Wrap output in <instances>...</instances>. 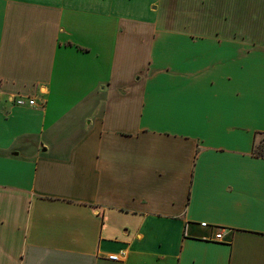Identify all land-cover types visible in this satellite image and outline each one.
I'll list each match as a JSON object with an SVG mask.
<instances>
[{
    "label": "crops",
    "instance_id": "obj_1",
    "mask_svg": "<svg viewBox=\"0 0 264 264\" xmlns=\"http://www.w3.org/2000/svg\"><path fill=\"white\" fill-rule=\"evenodd\" d=\"M262 137L264 0H0V264H264Z\"/></svg>",
    "mask_w": 264,
    "mask_h": 264
},
{
    "label": "built area",
    "instance_id": "obj_2",
    "mask_svg": "<svg viewBox=\"0 0 264 264\" xmlns=\"http://www.w3.org/2000/svg\"><path fill=\"white\" fill-rule=\"evenodd\" d=\"M8 101L14 105V106H18V107H35V106H39V104L36 102V100L34 98L31 97H25V96H20V95H11L8 97ZM200 227L204 228L206 227V224L204 222L199 224ZM223 238V231L222 230H218L214 233L213 235V240L221 242ZM108 260L111 261H119L121 259L120 256L113 254V255H109Z\"/></svg>",
    "mask_w": 264,
    "mask_h": 264
},
{
    "label": "trees",
    "instance_id": "obj_3",
    "mask_svg": "<svg viewBox=\"0 0 264 264\" xmlns=\"http://www.w3.org/2000/svg\"><path fill=\"white\" fill-rule=\"evenodd\" d=\"M253 153L256 156L264 157V137L260 138L258 142H254Z\"/></svg>",
    "mask_w": 264,
    "mask_h": 264
}]
</instances>
